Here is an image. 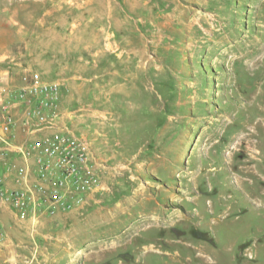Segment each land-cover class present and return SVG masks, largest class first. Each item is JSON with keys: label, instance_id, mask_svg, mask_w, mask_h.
I'll return each instance as SVG.
<instances>
[{"label": "rangeland", "instance_id": "rangeland-1", "mask_svg": "<svg viewBox=\"0 0 264 264\" xmlns=\"http://www.w3.org/2000/svg\"><path fill=\"white\" fill-rule=\"evenodd\" d=\"M31 71L99 184L0 207V264H264V0H0V83Z\"/></svg>", "mask_w": 264, "mask_h": 264}, {"label": "built area", "instance_id": "built-area-1", "mask_svg": "<svg viewBox=\"0 0 264 264\" xmlns=\"http://www.w3.org/2000/svg\"><path fill=\"white\" fill-rule=\"evenodd\" d=\"M61 86L38 71L13 91L0 83V206L20 219L41 207L49 212L68 207L99 184L89 142L63 125L56 110ZM19 126L24 139L18 138ZM9 177L14 185L8 187Z\"/></svg>", "mask_w": 264, "mask_h": 264}, {"label": "crops", "instance_id": "crops-1", "mask_svg": "<svg viewBox=\"0 0 264 264\" xmlns=\"http://www.w3.org/2000/svg\"><path fill=\"white\" fill-rule=\"evenodd\" d=\"M20 115H18V116H23V114H22V111L21 110H19V112H18ZM17 135H18V138L19 139H24V137L26 136V133L19 127V128H17ZM2 172V171H1ZM7 185H8V187L9 186H12V185H14V181H13V179H12V177H9L8 179H7ZM0 207H5L6 209H4V215H8L9 216V214H10V216H11V213H13L15 216H16V214L12 211V210H10L8 207H6V206H0ZM9 211H8V210ZM11 211V212H10ZM3 214V213H2Z\"/></svg>", "mask_w": 264, "mask_h": 264}, {"label": "bare ground", "instance_id": "bare-ground-1", "mask_svg": "<svg viewBox=\"0 0 264 264\" xmlns=\"http://www.w3.org/2000/svg\"><path fill=\"white\" fill-rule=\"evenodd\" d=\"M250 135H251V134H250ZM241 139H242V138H241ZM245 140H246V139H245ZM251 141H252V140H251ZM247 142H248V141H247ZM241 143H242V142H241ZM249 143H250V142H249ZM251 143H252V142H251ZM239 144H240V143H239ZM244 144H247V143L244 142ZM244 146H245V145H243V147H244ZM252 146H253V145H251V147H252ZM234 147H235V146H234ZM241 147H242V146H241ZM248 147H249V146H248ZM253 148H254V147H253ZM257 148H258V147H257ZM235 149H236V148H235ZM248 149H249V148H248ZM248 149H247V150H248ZM245 150H246V149H245ZM253 151H254V150H253ZM257 151H258V150H257ZM250 152H251V151H250ZM259 152H260V151H259ZM259 152H257V153L259 154ZM254 153H256V152H254ZM233 154H234V153H233ZM255 155H256V154H255ZM255 155H254V156H255ZM259 155H260V154H259ZM252 156H253V155H252Z\"/></svg>", "mask_w": 264, "mask_h": 264}]
</instances>
